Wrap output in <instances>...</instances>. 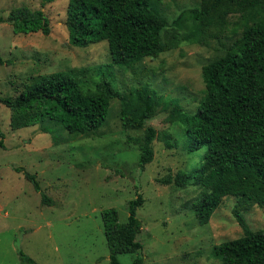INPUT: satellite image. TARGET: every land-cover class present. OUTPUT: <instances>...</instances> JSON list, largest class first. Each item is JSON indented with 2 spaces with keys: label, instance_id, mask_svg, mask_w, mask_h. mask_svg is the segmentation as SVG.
Listing matches in <instances>:
<instances>
[{
  "label": "rangeland",
  "instance_id": "rangeland-1",
  "mask_svg": "<svg viewBox=\"0 0 264 264\" xmlns=\"http://www.w3.org/2000/svg\"><path fill=\"white\" fill-rule=\"evenodd\" d=\"M42 1L0 0V95L16 96L24 84L56 71L71 72L84 91L93 89L102 74L126 94L149 84L160 97L155 115L145 121L156 130L154 155L139 167L138 144L129 138L142 137L144 128L123 127L118 99L111 100L104 124L88 134L70 133L49 120L13 129L10 109L0 103V264H21L19 250L35 264H110L101 211L115 208L124 222L128 201L137 193L144 199L136 210L144 264H220L212 246L243 233L233 213L235 197L223 199L201 225L192 204L203 189L173 182L177 172L198 166L205 153L204 147L188 152L184 127L173 120V112L196 110L204 88L201 67L224 53L218 41L190 35V21L172 24L200 0H154L167 20L161 31L167 49L129 67L111 62L105 40L86 47L69 43L64 24L68 0ZM23 6L43 10L49 34L13 32L9 13ZM15 167L35 174L50 202L42 203ZM241 215L249 229L264 230V206H245ZM135 256L118 258L130 264Z\"/></svg>",
  "mask_w": 264,
  "mask_h": 264
},
{
  "label": "trees",
  "instance_id": "trees-1",
  "mask_svg": "<svg viewBox=\"0 0 264 264\" xmlns=\"http://www.w3.org/2000/svg\"><path fill=\"white\" fill-rule=\"evenodd\" d=\"M65 15L69 43L86 47L105 40L111 62L118 67L155 58L167 49L161 39L167 20L154 0H68ZM9 19L14 33L50 32L49 19L41 9L14 8ZM184 21L191 22L190 35L198 34L199 41H218L224 53L201 67L204 88L196 110L173 112V120L184 127L188 152L205 148L200 164L177 172L173 182L203 189L192 204L201 225L223 199L235 197L233 213L243 233L214 244L211 253L220 264H264V230L249 229L241 215L245 206H264V0H200L199 5L181 11L172 24L181 27ZM112 99L119 100L125 129L144 128L142 137L129 138L138 144V165L143 168L153 159L151 144L156 137V130L145 126V121L155 115L160 103L149 84L126 94L102 74L93 89L84 91L71 72L56 71L24 84L16 96L0 95V103L10 109L13 129L49 120L73 134L100 128ZM3 137L0 130V147ZM14 169L32 183L42 203L50 202L35 174ZM143 202L140 193L128 201L124 222L118 220L115 208L101 211L110 264H122L118 255L126 253L136 254L130 264H144L143 246L136 239L141 229L136 210ZM19 257L21 264H35L22 250Z\"/></svg>",
  "mask_w": 264,
  "mask_h": 264
},
{
  "label": "crops",
  "instance_id": "crops-1",
  "mask_svg": "<svg viewBox=\"0 0 264 264\" xmlns=\"http://www.w3.org/2000/svg\"><path fill=\"white\" fill-rule=\"evenodd\" d=\"M23 128V127H22Z\"/></svg>",
  "mask_w": 264,
  "mask_h": 264
}]
</instances>
